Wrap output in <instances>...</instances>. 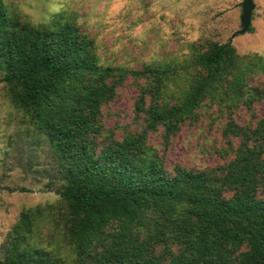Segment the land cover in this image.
<instances>
[{"label":"trees","instance_id":"1","mask_svg":"<svg viewBox=\"0 0 264 264\" xmlns=\"http://www.w3.org/2000/svg\"><path fill=\"white\" fill-rule=\"evenodd\" d=\"M63 15L34 25L0 0L6 102L48 143L59 182L54 203L19 212L0 264H264V57L195 41L132 69L102 61ZM128 80L134 129L117 139L101 118ZM212 108L221 162L166 169L168 143Z\"/></svg>","mask_w":264,"mask_h":264},{"label":"rangeland","instance_id":"2","mask_svg":"<svg viewBox=\"0 0 264 264\" xmlns=\"http://www.w3.org/2000/svg\"><path fill=\"white\" fill-rule=\"evenodd\" d=\"M21 18L34 25L46 24L54 13L71 18L79 30L92 38L100 59L113 65L137 69L143 64L180 57L195 41H230L239 55L264 57V0H252L249 31L238 34L242 0H1ZM25 5L30 15L22 13ZM56 9V10H53ZM1 77V74H0ZM262 80L256 76L255 84ZM136 89L130 80L118 90L102 127L112 128L119 139L133 130ZM215 108L202 113L198 122L182 127L164 150V167H212L221 162L216 153L222 144V116ZM264 117V103L255 104ZM214 113V114H213ZM237 123L249 119L242 109L232 115ZM148 143L161 149V139L150 134ZM56 163L46 140L7 105L0 81V250L19 212L31 207L45 209L54 203L58 187Z\"/></svg>","mask_w":264,"mask_h":264},{"label":"water","instance_id":"3","mask_svg":"<svg viewBox=\"0 0 264 264\" xmlns=\"http://www.w3.org/2000/svg\"><path fill=\"white\" fill-rule=\"evenodd\" d=\"M254 8L252 0H242L240 3V15H239V25L240 30L237 32L238 34H242L247 32L250 26V16L251 12Z\"/></svg>","mask_w":264,"mask_h":264},{"label":"clouds","instance_id":"4","mask_svg":"<svg viewBox=\"0 0 264 264\" xmlns=\"http://www.w3.org/2000/svg\"><path fill=\"white\" fill-rule=\"evenodd\" d=\"M20 8H21V11H22L23 14H25V15H30L31 14L29 8L26 7L25 5H21ZM53 10H56V9H53ZM32 22H33V24H35L34 20Z\"/></svg>","mask_w":264,"mask_h":264}]
</instances>
